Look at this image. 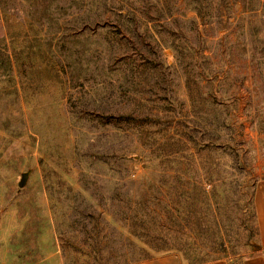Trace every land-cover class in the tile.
<instances>
[{
  "label": "rangeland",
  "instance_id": "rangeland-1",
  "mask_svg": "<svg viewBox=\"0 0 264 264\" xmlns=\"http://www.w3.org/2000/svg\"><path fill=\"white\" fill-rule=\"evenodd\" d=\"M216 169L257 181L259 235L230 213L238 253L206 264H264V0H0V264L83 263L114 217L142 233L185 209L203 228Z\"/></svg>",
  "mask_w": 264,
  "mask_h": 264
},
{
  "label": "trees",
  "instance_id": "trees-1",
  "mask_svg": "<svg viewBox=\"0 0 264 264\" xmlns=\"http://www.w3.org/2000/svg\"><path fill=\"white\" fill-rule=\"evenodd\" d=\"M231 137L230 140H233ZM209 173L211 174L210 176L216 175L217 178L208 179V182H204L203 186L199 188L200 194H203V228L200 227L202 225H198L199 227H197V225L190 221L191 219L187 216V211L185 209H175V211L169 209L165 213L159 214H156L154 211L142 215L140 220L145 217L158 219L159 224L161 225V227H159L160 229L157 228L153 231L141 229L143 230L142 233H139L138 231H130V228L136 224L133 221H130V219H126L125 223H122L114 217L113 222H108V231L104 234H98V244L91 247L92 249L87 247V249H89L85 253L87 259L80 264H130L141 258L124 257L122 251H124L128 245L137 246L139 241L148 244V246H151L158 251L175 249L182 253L191 252L192 260L195 261V263L191 262L189 264H206L211 260L222 259L225 258V256L228 257L232 254L237 255L238 252L234 249L236 245L230 247L228 244H223L225 238L224 235H222V230L226 227L224 222L230 218L229 214L234 212L233 222H238V229H243L244 231L245 229H257L255 233L259 235L258 226L255 223L256 210L253 192L256 188L257 181H254L255 183L253 182L249 187L245 182L239 183V180L237 179L236 186L231 185L227 187V182L225 181L226 176L222 175L218 169H216V171L210 170L208 171V174ZM251 174L252 172L249 170L239 169L236 176L237 178H244L242 181H245V176ZM219 187H221V190ZM181 190L188 191L187 189ZM231 195H233V197ZM235 196L236 198H234ZM233 199H237V202L233 204L232 209L227 208L228 203L233 201ZM176 212L178 214H176ZM162 215H166V220L164 222L162 219L159 220ZM186 220L189 223L186 226H182V224H184L183 221L185 222ZM210 220L211 224L208 226L207 222ZM114 221L116 223H114ZM172 222H177L176 225L179 226V229H174L175 226L171 227L170 224ZM126 223L127 225H125ZM118 225H121L123 229H119ZM168 225L171 227L170 229L168 228ZM206 226L213 227L215 230L207 228ZM252 235H254L253 232L249 231L248 238L251 239ZM210 238H212V240L216 238L213 245H209V243L212 242ZM187 242H189L188 244L191 243V246L193 245L191 249H187L188 244L187 247L184 248V243ZM218 243H220V249L215 248ZM185 258L190 260V257Z\"/></svg>",
  "mask_w": 264,
  "mask_h": 264
},
{
  "label": "crops",
  "instance_id": "crops-1",
  "mask_svg": "<svg viewBox=\"0 0 264 264\" xmlns=\"http://www.w3.org/2000/svg\"><path fill=\"white\" fill-rule=\"evenodd\" d=\"M262 234H263V238H264V231L262 232ZM262 244H263L262 246L264 247V243H262ZM209 264H224V263L216 261V262H212V263H209Z\"/></svg>",
  "mask_w": 264,
  "mask_h": 264
},
{
  "label": "bare ground",
  "instance_id": "bare-ground-1",
  "mask_svg": "<svg viewBox=\"0 0 264 264\" xmlns=\"http://www.w3.org/2000/svg\"><path fill=\"white\" fill-rule=\"evenodd\" d=\"M263 221H262V224H263V230H264V208H263V217H262Z\"/></svg>",
  "mask_w": 264,
  "mask_h": 264
}]
</instances>
